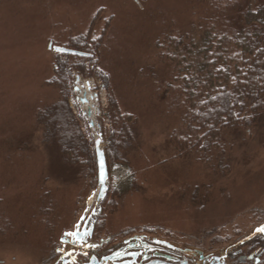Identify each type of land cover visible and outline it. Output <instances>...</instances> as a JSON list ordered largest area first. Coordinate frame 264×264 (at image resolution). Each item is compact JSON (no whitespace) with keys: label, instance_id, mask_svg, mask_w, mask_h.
<instances>
[{"label":"rangeland","instance_id":"374dc122","mask_svg":"<svg viewBox=\"0 0 264 264\" xmlns=\"http://www.w3.org/2000/svg\"><path fill=\"white\" fill-rule=\"evenodd\" d=\"M235 1L223 14L262 2ZM199 2L0 0V264H54L63 232L98 208L94 240L81 247L87 254L101 239L109 249L144 235L188 250L189 257L198 251L225 256L228 264H264V243L252 240L264 227V116L187 152L177 138L182 109L163 94L171 76L158 41L168 33L197 40L200 19L219 12ZM83 41L98 48L94 61L106 72L111 95L135 119L134 138L121 155L126 163L107 160L108 190L98 203L96 172L65 165L48 136L46 112L64 98L90 152L96 140L104 152L108 146V90L77 71L71 91L56 83L66 54L50 45L82 47ZM250 249L260 250L257 263L237 261Z\"/></svg>","mask_w":264,"mask_h":264},{"label":"trees","instance_id":"16d2710c","mask_svg":"<svg viewBox=\"0 0 264 264\" xmlns=\"http://www.w3.org/2000/svg\"><path fill=\"white\" fill-rule=\"evenodd\" d=\"M198 2L219 12L214 16L205 14V18L200 19L197 40L190 34L172 36L168 33L163 44L158 41L161 58L168 62L171 76L170 81L164 83L163 94L182 109L184 128L177 138L182 142L179 147L187 152L200 145L207 149L216 144L222 130L251 127L264 116V0L256 7L240 5L232 16L223 14V7L236 5L235 0ZM83 42L82 47L77 43L66 49L93 56L61 54L65 65L60 63L61 66L56 67V83L65 82L66 88L69 87L74 71L96 77L102 83L108 90L110 108L105 117L111 124L104 152L106 164L107 160L126 163L121 155L134 138L135 119L132 123L131 117L118 107L111 95L108 76L94 61L98 48L89 47L88 41ZM72 89L69 87L68 91ZM170 92L174 95H169ZM46 113L50 123L48 136L56 142L65 165H86L97 174L95 153L90 152L89 142L82 135L68 102L62 98ZM252 240L264 243L259 235Z\"/></svg>","mask_w":264,"mask_h":264},{"label":"water","instance_id":"95a60500","mask_svg":"<svg viewBox=\"0 0 264 264\" xmlns=\"http://www.w3.org/2000/svg\"><path fill=\"white\" fill-rule=\"evenodd\" d=\"M50 48H53V51L55 53L72 55V56H79V57L89 56L88 54L81 53V52L74 51V50H70V49H66L64 47H57V46L53 47L52 45H50ZM94 145H95L94 146L95 147L94 152H95V158H96V164H97V185H98V193H97L96 201L98 203V202L102 201L106 196V192L108 190L106 183L108 181L109 174H108V169H107L104 151L101 150L99 145L97 146L96 143ZM98 151H99V153H102V158L105 161V169H104V171H105V182H104L103 186H101L100 179H99V172H100L99 160L101 159V156H99L97 154ZM97 211L100 212L101 209L98 208ZM95 213H96L95 211H92V214H91V216L88 217V220L91 219V217L93 215H95ZM76 234L77 233H74V235H76ZM79 242H80V240H79ZM153 243L156 244L157 246L153 247L152 245H150ZM100 246H102V244ZM140 247L143 248L145 252L147 250H151V249L163 250L169 254L168 256H165L166 260L172 261V262H178V264H195V258H196L195 256H198V259L201 262V264H227L225 262V256H220V255H217L215 253L209 254V255H204L202 252L197 251V252L191 254L192 257H189L190 251H188V250H182L180 248H176V247L172 246V244H170L166 241L155 239V238H149V237L144 236V235H134V236L127 238V239L123 240L122 242L110 247L107 251L109 254L106 257L101 258L100 260H98L96 257H92L89 262L82 263L78 258H76V256H73L69 261H67V260L65 261V260H63V258H61L60 261L62 264H135L137 256H138V254H140V252H136L134 250H137ZM69 254H71V253H69ZM69 254L67 253L66 255H69ZM82 255H87V253L84 252V253H82ZM144 257H145V255H144ZM122 259H126V261H124L122 263H116L117 261L122 260ZM257 262L258 261H256V263ZM138 264H140V263H138ZM148 264H158V262L153 261V262H150Z\"/></svg>","mask_w":264,"mask_h":264},{"label":"flooded vegetation","instance_id":"af4514ba","mask_svg":"<svg viewBox=\"0 0 264 264\" xmlns=\"http://www.w3.org/2000/svg\"><path fill=\"white\" fill-rule=\"evenodd\" d=\"M91 214L88 215L87 217L80 215L73 229L63 232L62 238L60 239V249L56 251L58 255V259L56 260L54 264H62L60 261L61 258H63V260L65 261L66 260L69 261L73 256H76V258L80 259V261L82 260V263H87L91 260L92 257H96L98 260H100L101 258L106 257L109 254L107 252L108 248L103 249L104 244H102L104 241L108 242L109 240L101 239L100 241H103L101 243L102 246H100L101 244L99 246H96V244H94L92 248H88V249H91L90 250L91 253H88L87 255H82V253H84L85 251L81 250L82 249L81 247L87 246L89 243H92V241L94 240L93 238L95 234V220L93 219V217H95V215L97 216V213H95V215H93L91 219L88 220V217L91 216ZM74 233H77V234L74 235ZM257 234L259 235V237H261L264 240V232H258ZM107 242L106 244H108ZM257 243L259 244V242ZM150 245H152L153 247L157 246L154 243ZM262 249L263 247L261 248V250ZM134 251L140 252V254H138L137 256L135 264H138V263L148 264L153 261H157L158 264H178V262H172V261L166 260L165 256H168L169 254L163 250L151 249L145 252L144 249L140 247ZM67 253L68 254L71 253V254L66 255ZM260 255H261L260 250L257 251L256 249L254 250L250 249L248 255L246 254L244 256L238 257L237 261H240V263H245V260L248 261V260L254 259V261L256 262L258 261V258ZM83 256L87 257V258H84V261H83V258H81ZM227 259L234 260V256L233 257L228 256ZM124 261H126V259L119 260L116 263H122ZM225 262L227 263L226 258H225Z\"/></svg>","mask_w":264,"mask_h":264},{"label":"snow or ice","instance_id":"6c2138e0","mask_svg":"<svg viewBox=\"0 0 264 264\" xmlns=\"http://www.w3.org/2000/svg\"><path fill=\"white\" fill-rule=\"evenodd\" d=\"M96 145L98 146L100 144V141L97 140L95 141ZM97 154L99 156H101V159L99 160V169H100V172H99V179H100V184L101 186H103L104 182H105V161L104 159L102 158V153H99V151L97 152ZM257 232H264V228H258L256 229Z\"/></svg>","mask_w":264,"mask_h":264}]
</instances>
